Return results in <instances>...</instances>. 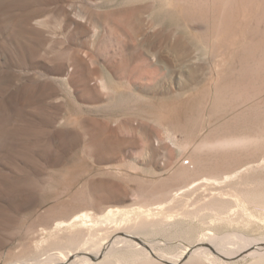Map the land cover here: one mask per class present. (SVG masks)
Returning a JSON list of instances; mask_svg holds the SVG:
<instances>
[{"label": "rangeland", "instance_id": "1", "mask_svg": "<svg viewBox=\"0 0 264 264\" xmlns=\"http://www.w3.org/2000/svg\"><path fill=\"white\" fill-rule=\"evenodd\" d=\"M82 212L264 264V0H0V264L61 261ZM205 234L238 255L177 263ZM136 248L103 264H167Z\"/></svg>", "mask_w": 264, "mask_h": 264}, {"label": "bare ground", "instance_id": "2", "mask_svg": "<svg viewBox=\"0 0 264 264\" xmlns=\"http://www.w3.org/2000/svg\"><path fill=\"white\" fill-rule=\"evenodd\" d=\"M144 29V28H143ZM144 32V31H143ZM164 36V35H163ZM166 38V37H165ZM168 42V40H166V43ZM167 46V45H166ZM167 53V52H166ZM167 56V55H166ZM78 58H80V57H78ZM156 58V57H155ZM164 59V58H163ZM77 60H79V59H77ZM161 60V59H160ZM80 62L79 63H81V65H84L85 66V61L83 60V59H81V60H79ZM165 63V62H164ZM166 63H167V60H166ZM78 65V64H77ZM169 67V66H168ZM166 68V67H165ZM70 76V75H69ZM82 79H83V82L89 87V86H91V75L87 72V71H85V68L83 69V71H82ZM99 83V82H98ZM165 87V86H164ZM92 88V87H91ZM167 91V90H166ZM167 95V94H166ZM52 117V116H51ZM52 119V118H51ZM56 122V121H55ZM107 184V183H106ZM102 198V197H101ZM99 200V199H98ZM101 201H102V199H101ZM104 202V201H103ZM100 204V203H99ZM113 207V206H112ZM116 211V210H115ZM111 212V211H110ZM118 212V211H117ZM124 212V211H123ZM84 212H82L81 213V215H79L78 213V216L76 217V216H74V218H76V219H74V220H71V221H69V222H63L62 220V222H58L57 224H56V227L58 226V232H59V230L60 231H62V229H64V227H66V229H69L70 230V233L72 232V234H74L73 232L74 231H76V230H78L79 229V233H83L82 235H81V238H79V236H78V239L77 240H74L76 237H74V238H72V240H74L75 242H73V244L71 245V246H69V251L65 254V256L62 258V260L61 261H59V262H52V263H49L48 262V264H103L104 262H105V260H106V257L107 256H112V255H114V254H116L117 253V251H119V250H121L122 248H129V247H131V248H135L136 246L140 249V251L142 250L147 256H149L150 257V259H152V261L154 262H160V260H166V261H168V259L166 258V256L163 254V252H155L154 250V254H155V256H157L158 258H156L153 254H152V246H153V244L151 243V242H149V241H147V240H145V239H143V238H141V237H138L137 235H134V234H132V233H130L129 231L128 232H124V234H119V233H121V231H118V232H116V233H114V235H112L111 233V235L110 236H104L103 237V235L106 233V232H108V229L107 228H104V226L103 225H101L100 224V222L101 221H99L98 219H92L91 218V215L89 214V213H87V212H85L84 214H83ZM100 214H102V213H100ZM113 214V213H112ZM111 214V215H112ZM117 214V213H116ZM120 214V213H119ZM115 215V214H114ZM124 215V214H123ZM126 215V214H125ZM117 216V215H116ZM130 216H131V214H130ZM130 216L129 217H127V218H130ZM99 217V216H98ZM111 217V216H110ZM110 217H108V218H110ZM121 217V216H120ZM125 217V216H124ZM101 218H103L102 216H101ZM113 218V217H112ZM111 218V219H112ZM118 218V217H117ZM111 219L110 220H108V221H111ZM115 219V218H114ZM137 219H138V217H137ZM113 220V219H112ZM118 220V219H117ZM124 220H125V218H124ZM129 220H131V219H129ZM135 220V219H134ZM66 221V220H65ZM90 221H92L91 223H88V222H90ZM102 221H103V219H102ZM107 221V222H108ZM133 223V222H132ZM138 223V222H137ZM112 225V224H111ZM131 225V224H130ZM134 225V224H133ZM140 225H141V223H140ZM143 225V224H142ZM122 226V225H121ZM125 226V225H124ZM144 226V225H143ZM143 226H141V227H143ZM127 227H129V226H127ZM126 227V228H127ZM140 227V226H139ZM54 228V227H53ZM50 229V228H49ZM124 229V228H123ZM57 229L55 228V231H56ZM121 230V229H120ZM134 231H136L135 229H134ZM63 232V231H62ZM62 232H61V234H62ZM68 232V231H67ZM45 233V232H44ZM55 233V232H54ZM54 233H52V234H54ZM69 233V232H68ZM206 233V232H205ZM58 234H60V232L59 233H57V235ZM76 234V233H75ZM109 234V233H108ZM56 235V236H57ZM77 235V234H76ZM79 235V234H78ZM128 235H133V236H136V237H138V238H140L144 243L142 244V243H140V242H137V241H134V240H132V239H130L129 237H128ZM241 235V234H240ZM240 235H237V234H226V235H224V236H221V237H223L222 239L224 240V239H230V238H233V236H240ZM72 236V235H71ZM74 236V235H73ZM61 237V236H60ZM241 237V236H240ZM57 238H59V236L57 237ZM64 238V237H63ZM63 238H61V240L63 239ZM106 239L107 238V240L105 241L104 239ZM110 238V239H109ZM217 236L216 235H210V234H205V235H203L202 237H201V239L203 240V239H208L210 242H204V241H201V239H200V241H198L197 243H195V244H190V245H188V246H186V248L184 249V251L182 252V254H181V256L176 260V262L178 263V262H187L188 260H191V259H194V258H197V259H202V258H204V257H206L208 254H212L211 253V251L212 250H214L215 252H217V253H219V254H221V255H223V256H225V257H228V258H230L231 256H235L237 253L236 252H227V251H225V249H223L224 251H221V250H219L218 249V247L215 245V243L217 242L216 240H217ZM236 238V237H235ZM252 237H250V239L248 238V240H250L251 241V243L252 242H254V244H251L250 243V246L247 248V251L248 250H250L249 252V254H251V255H256V256H258V255H260V254H263V252H264V247L263 248H259L258 247V244H259V242L262 240H257V244H256V242H255V239L254 238H252V239H254V240H252L251 239ZM256 238V237H255ZM245 239V238H244ZM43 240V239H42ZM52 240V239H51ZM68 240H69V238H68ZM104 242H103V241ZM240 240V239H239ZM248 240L246 241V242H248ZM65 242L67 241V239L66 240H64ZM206 241V240H205ZM228 241V240H227ZM64 242V243H65ZM68 242V241H67ZM72 242V241H71ZM71 242H70V244H71ZM153 242H155V241H153ZM56 243V242H55ZM120 243H123V245L121 246L120 245ZM156 243H157V241H156ZM261 243V242H260ZM43 244V243H42ZM65 244H67V243H65ZM64 244V245H65ZM69 244V245H70ZM144 244L146 245V246H148V247H146V246H144ZM204 244H206V245H204ZM225 244V243H224ZM238 244V243H237ZM239 244H241V242L239 243ZM68 245V244H67ZM155 245V244H154ZM157 245V244H156ZM246 245H249L248 243H246ZM254 246H257V247H255L254 248ZM154 247V246H153ZM51 248V247H50ZM65 247H63V249H64ZM138 248H136L135 250H137ZM242 248H244V247H242ZM62 249V248H61ZM60 249V250H61ZM138 249V250H139ZM155 249V248H154ZM212 249V250H211ZM245 250H246V248H245ZM244 250V251H245ZM62 251V250H61ZM54 252V251H53ZM62 253V252H61ZM242 253V252H241ZM60 254V253H59ZM63 255H64V253H62ZM240 254V253H239ZM54 255V254H53ZM53 255H52V257H53ZM124 255V254H123ZM238 255V254H237ZM264 255V254H263ZM262 255V256H263ZM60 256V255H59ZM115 256V255H114ZM233 256V257H234ZM127 257V256H126ZM50 258H51V255H50ZM49 258V259H50ZM38 259V258H37ZM54 259V258H53ZM123 259V258H122ZM121 259V260H122ZM160 259V260H159ZM262 259H263V257H262ZM55 260V259H54ZM96 260H99V261H96ZM38 260H36V263L35 264H43V263H38L39 261H41V260H39L38 262H37ZM45 261V260H44ZM46 261H48V260H46ZM35 262V261H34ZM119 262H120V259H119ZM19 262H16V263H12V264H18ZM108 263V262H107ZM106 263V264H107ZM20 264V263H19ZM34 264V263H33ZM45 264H47V263H45ZM179 264V263H178ZM252 264V263H251Z\"/></svg>", "mask_w": 264, "mask_h": 264}, {"label": "water", "instance_id": "3", "mask_svg": "<svg viewBox=\"0 0 264 264\" xmlns=\"http://www.w3.org/2000/svg\"><path fill=\"white\" fill-rule=\"evenodd\" d=\"M128 237L134 241H137V242H140V243H144L140 238L136 237V236H133V235H128ZM145 245V244H144ZM146 246V245H145ZM148 247V246H146ZM149 248V247H148ZM152 254L155 256L154 252H152ZM221 258H224V259H231V258H228V257H225V256H222V255H219ZM241 256V255H240ZM238 256V257H240ZM156 258H158L157 256H155ZM238 257H235V258H238ZM160 260V259H159ZM161 262H164V263H170L169 261H166V260H160Z\"/></svg>", "mask_w": 264, "mask_h": 264}, {"label": "built area", "instance_id": "4", "mask_svg": "<svg viewBox=\"0 0 264 264\" xmlns=\"http://www.w3.org/2000/svg\"><path fill=\"white\" fill-rule=\"evenodd\" d=\"M189 162V160H187Z\"/></svg>", "mask_w": 264, "mask_h": 264}]
</instances>
